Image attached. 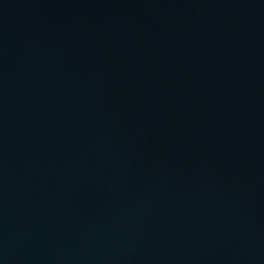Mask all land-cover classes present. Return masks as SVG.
<instances>
[{
	"label": "water",
	"instance_id": "water-1",
	"mask_svg": "<svg viewBox=\"0 0 264 264\" xmlns=\"http://www.w3.org/2000/svg\"><path fill=\"white\" fill-rule=\"evenodd\" d=\"M0 264H264V0H0Z\"/></svg>",
	"mask_w": 264,
	"mask_h": 264
}]
</instances>
